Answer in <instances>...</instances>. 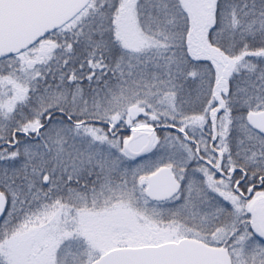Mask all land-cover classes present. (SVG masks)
<instances>
[{"label": "snow or ice", "instance_id": "6c2138e0", "mask_svg": "<svg viewBox=\"0 0 264 264\" xmlns=\"http://www.w3.org/2000/svg\"><path fill=\"white\" fill-rule=\"evenodd\" d=\"M0 264H264V0H0Z\"/></svg>", "mask_w": 264, "mask_h": 264}]
</instances>
